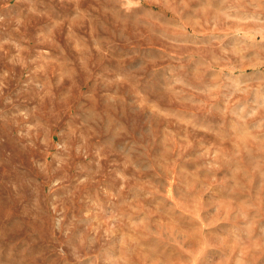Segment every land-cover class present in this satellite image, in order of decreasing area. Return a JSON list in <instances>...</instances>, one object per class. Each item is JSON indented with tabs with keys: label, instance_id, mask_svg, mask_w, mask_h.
<instances>
[{
	"label": "rangeland",
	"instance_id": "obj_1",
	"mask_svg": "<svg viewBox=\"0 0 264 264\" xmlns=\"http://www.w3.org/2000/svg\"><path fill=\"white\" fill-rule=\"evenodd\" d=\"M243 6L0 0V264H264Z\"/></svg>",
	"mask_w": 264,
	"mask_h": 264
},
{
	"label": "crops",
	"instance_id": "obj_2",
	"mask_svg": "<svg viewBox=\"0 0 264 264\" xmlns=\"http://www.w3.org/2000/svg\"><path fill=\"white\" fill-rule=\"evenodd\" d=\"M240 2L244 5L243 8L247 9L248 12L252 9H257L260 13H264V0H237V3Z\"/></svg>",
	"mask_w": 264,
	"mask_h": 264
}]
</instances>
